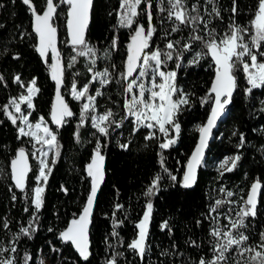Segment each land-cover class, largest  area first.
I'll return each instance as SVG.
<instances>
[{"label":"trees","instance_id":"1","mask_svg":"<svg viewBox=\"0 0 264 264\" xmlns=\"http://www.w3.org/2000/svg\"><path fill=\"white\" fill-rule=\"evenodd\" d=\"M54 1L58 6L54 24L59 31L63 61L71 58L65 68L63 95L72 115L65 117L60 125L52 121L55 90L50 74L52 58L51 55L43 58L36 50L33 14L23 0H0V77H3L0 80V248L13 240V247L17 249L12 252L14 264H25V255L29 257L27 264H39L41 253L50 255V260L56 264H109L113 260L115 264H200L202 258L210 262L216 255L213 212H229L227 205L234 201V193L243 190L246 195L256 180L263 184L260 203L255 217H247L241 230L249 238L248 242L261 243L264 233V86H250L241 61L233 68L235 93L226 117L214 131L204 158L206 166L200 169L194 188L183 186L184 168L196 143L198 126L204 124L213 100L209 87L214 64L205 47L210 39L208 33L212 31L218 41L231 33L230 26L237 25L247 30L242 35L248 41L259 0H237L235 14L231 11L233 0H213L212 3L184 0L189 13L201 17L199 22L188 25H178L174 18L168 19L171 8L168 0H152L155 31L145 51L172 53V59L162 55L165 62L161 67L165 71L175 70V85L179 90L175 98L183 94L188 101L181 104L174 115L179 132L176 142L166 149L160 147L164 141L160 132L155 129V135L146 138L148 128L135 127L125 108L126 100L130 99L125 89L134 75L124 79L122 74L126 73L129 46L136 28L143 25L147 32V0H142L139 15L129 27L118 22L121 0H94L85 37L91 54H80L84 46L68 44L65 29L68 5L63 0ZM33 4L42 13L46 0H33ZM193 5L197 11H192ZM213 7L219 11V16L213 12ZM174 27H178V31L173 32ZM194 35L202 39L193 41ZM169 42H173V49L167 48ZM251 50L257 54V62L264 63V55H260L264 53V42ZM195 53L199 54L197 58ZM102 70L108 71L109 82L102 86L101 95H96L95 106L100 112L108 109L113 114L107 135L92 126L89 116L81 124V104L69 96L72 84L77 89L87 84V91L91 93L95 87L92 73ZM16 76H20V83L15 82ZM33 79L38 91L32 98L34 107L30 119L42 117L55 133L57 145V157L45 183L38 212L30 192L38 173L37 163L30 157L31 170L25 189L19 190L13 185L10 173L11 160L19 148H25L30 155L31 138L19 135L20 121L11 105L8 111L17 117L15 124L3 110L10 100L25 93ZM118 119L119 127L114 121ZM97 142L103 156L104 180L91 217L89 255L85 260L70 241L61 239L60 233L78 219L85 207L91 189L88 165ZM231 154L240 156L235 168L216 171L213 162ZM153 180H157V187L152 195H145ZM148 203L152 208L146 247L140 254L129 245L138 237L137 224L148 211ZM243 205L247 207L245 201ZM29 221H33L31 227L35 231L25 236L20 229L29 227ZM165 223L167 227L162 228ZM51 247H54L52 253Z\"/></svg>","mask_w":264,"mask_h":264},{"label":"snow or ice","instance_id":"2","mask_svg":"<svg viewBox=\"0 0 264 264\" xmlns=\"http://www.w3.org/2000/svg\"><path fill=\"white\" fill-rule=\"evenodd\" d=\"M70 8H69V31L71 35V43L73 46L81 45L84 48L91 52V48H87L85 38L83 35L84 28L87 24L88 12L91 6L92 0H64ZM171 8L168 10V19L172 20L173 18L178 22V25H188L199 22L201 17L199 15H191L189 13L188 8L186 7L184 0H168ZM209 3H212L213 0H208ZM25 5L29 6L30 11L32 12L35 20H34V30L39 37V46L37 51L41 56H45L47 51L51 49L53 55V75L52 78L57 82V88L59 89V85L62 82L60 77L57 75L58 69V57L59 53L55 48V33L56 29L52 27L50 21L52 20L54 14L57 10V5L54 3V0H46L45 8L40 14L37 10V6L33 4V0H23ZM142 0H121L120 6L124 9L123 14L120 17V23L122 26H131L134 22L133 18L138 16L139 13L137 11V6L141 5ZM147 16H148V29L147 34L145 35L144 26L140 25L136 28L135 35L133 36V45H130L129 56L126 61V73L122 74L124 79H128V77L132 76L133 72L137 70L136 61L143 60V64L139 66V76L144 77L146 75L147 69L152 67L149 64V61H155V68L158 70L160 66L165 62V59H162V55L166 59H172V53L166 52L161 53L159 50L151 52V54L140 55L144 51V49L148 48V41L152 37L155 29L152 27V0H147ZM163 11V9H161ZM192 11H197L196 5L192 6ZM232 13L235 14L238 11L237 8V0H233V7L231 9ZM213 12L216 13L217 16L220 15L219 11L213 7ZM253 26L255 28V35L251 37V47L244 42V37L242 35L243 32H246V29H242L237 25H232L231 33L227 36L221 37L218 41L215 37H213V32L210 31L208 36L210 39L205 43V47L208 49V52L212 55L213 59L217 64V76L216 80L213 83V87L211 89L212 92L215 93V106L212 109L211 115L208 119V122L205 126L200 128L201 140L200 144L197 146L196 150L193 153V156L187 166L188 170L184 176V187H190L191 184L195 182V166L200 164L201 157L203 154V148L206 144V140L208 135L211 132L212 127L214 126L216 120L222 112L224 111V106L229 103L228 98L222 99V97H231L232 90L235 87V76L233 75V68L237 62L242 61V58L245 56L250 57L251 64L245 63L243 65L244 71L248 73V82L252 85V88H259L264 86V63H257V54L253 53L251 48H259L261 42H264V0H259V8L256 14V18L253 20ZM173 32L178 31V27H174L172 29ZM214 31V30H213ZM193 41L201 40L202 38L198 35H194L191 37ZM115 43V42H114ZM178 43V42H177ZM185 48H188L189 45H185ZM168 49H173V42H169L167 44ZM80 54H84L81 52ZM199 55V54H198ZM260 55H264V53H260ZM19 57H14V59H18ZM73 61L75 57L72 58ZM195 62V61H194ZM251 69H255V71H250ZM91 71V69H89ZM109 75L108 71L105 70L103 73H95L93 79L97 77H107ZM158 75L164 79V83L160 84L159 91H152L151 98H159L160 104L156 105L155 103H149L144 99L145 88L143 84H139L140 88V96L137 98L133 95L130 101L125 102V108L129 111L130 115L136 117L137 125L145 124L146 121H154L153 123H147L146 126L149 128H153L155 126H159V130L162 133H166L167 129L165 125H173L176 131H179V125L175 124L174 115L176 111L179 109L180 104H186L188 101L185 98H181L180 100H173V93L178 92L179 90L175 87L174 83H170L174 81L175 72L165 73L163 71H158ZM3 77H0L2 80ZM20 76L15 77V82L20 83ZM109 81L107 79H101L100 83L102 85L107 84ZM36 81L33 79L28 86V95L20 96L19 100L21 102H26L27 107L32 109V97L36 95L38 89L34 87ZM91 83V82H90ZM137 84V80L133 79L130 83H128L126 92L131 93L133 91V86ZM23 86V85H22ZM75 89V85H73ZM88 85H84L83 90L73 92V96L75 99H80L81 96H84L87 92ZM250 92L251 89H248ZM97 96L101 95L99 90L96 93ZM60 100V108L59 110L53 111L52 121L53 123L60 125L63 123L64 118L67 116H71L72 112L68 109L67 104ZM88 103H84L81 108V124L84 122L85 115L89 112L90 108L93 107L95 97L88 96ZM9 105L15 106V111L20 112V106L16 102L15 99L10 100L8 105L3 106V110L5 115L12 120L13 124L16 123L17 117L13 116L11 112L8 111ZM141 105L142 107L137 110V106ZM149 113H151L149 115ZM112 112L109 110L104 115L100 116H92L93 127L98 129L99 133L102 135H107L108 129L105 126H101L102 122L109 121V118L112 116ZM21 123H26L28 121V116L21 115L19 117ZM43 118H41L42 122ZM41 122H38L34 127L36 129L41 128ZM111 122V121H109ZM117 127L120 125L117 124ZM29 131L25 132L23 127L19 128V132L21 135H31L36 136V132L31 131L32 125H28ZM43 132L45 136L38 137L39 140L43 141V143L47 144L50 148L53 147L56 143V135L51 132L47 127L43 128ZM50 137V138H46ZM151 138V137H146ZM241 145L244 142L243 134L240 136ZM175 143L174 140H169L166 143H162L160 145L161 148H168L171 144ZM122 148H127V145H121ZM100 144L97 142V149L95 150L94 160L92 164L88 165V175L92 177V187L91 192L88 197V201L86 206L83 209V213L79 217V220H73L69 228L60 233L61 239L64 241H71V243L76 247L77 251L80 253L81 257L85 260L88 258V249L86 243V227H87V219L91 212V208L98 190V186L100 181L103 178L100 167L96 165V161H102L103 157L99 155ZM42 155H47L46 153H42ZM24 159V150L20 149L18 151V159L13 160V175L12 179L15 182V186L17 188L23 189L25 186V176L27 172V166L23 163ZM240 160L239 155H235L233 157L225 158V160L221 163V167L225 168L226 165L231 164L230 167H226V171H232L237 162ZM18 162L20 164L17 167ZM55 163V160L52 161ZM96 165L95 171H93V167ZM47 172H50L51 169L48 168L47 164L43 159L40 160V171L39 175L36 177L37 181L40 182L43 180L47 181ZM223 174V173H221ZM175 180V177H173ZM158 180V178H157ZM157 180H153L152 187L148 189L145 195H152L153 189L157 187ZM259 182H254L251 186V190L248 193V198L245 201L246 205L250 207L241 208L240 212L237 213L238 219L231 222L230 229H235L233 232L231 230L222 232L219 227L215 228L212 232L213 236H223L226 239V242H219L216 245L214 251L218 253L215 255V258L212 261H206L205 259H201L200 264H220V261H227V257L225 253L229 252L230 249L235 246L236 249L239 250V254L243 255L245 253L254 252V255L249 256V264H264V233L261 234V244L258 245V248L261 250H257L254 248H244L243 244L249 239L247 236L240 231V229L245 227V219L249 216L254 217L256 215V194L259 190ZM34 196L32 198V204L35 206L37 212L42 207V193L44 192V188L37 186L34 188ZM229 196L232 195L231 192L228 193ZM15 199V197H13ZM220 201H217L219 204ZM119 207V205L117 206ZM148 211H145L143 219L137 224V228L139 229L138 238L134 240L129 247L137 250L140 254H143L145 251V239L147 236V224L150 218V210L152 208V204L148 203L147 205ZM27 211V209H26ZM34 217L38 219V217ZM33 221H29V227H21L20 232L27 236L30 235L32 231H35L34 227H31ZM4 227L7 228V223H4ZM167 224L162 225V228H166ZM51 230V229H50ZM115 234V233H114ZM18 239V237H17ZM9 251V249L0 248V264H14V258L8 257L3 258V254ZM11 252L15 253L17 249L12 247L10 249ZM29 257L25 255V264H27ZM109 264H115V260L109 261Z\"/></svg>","mask_w":264,"mask_h":264},{"label":"rangeland","instance_id":"3","mask_svg":"<svg viewBox=\"0 0 264 264\" xmlns=\"http://www.w3.org/2000/svg\"><path fill=\"white\" fill-rule=\"evenodd\" d=\"M138 6H137V11H138ZM123 12H124V9H122L121 6H120V9H119L118 15H117L118 16V22H119L120 25H121V23H120V17H121V14H123ZM135 18L136 17L133 18L134 21H135ZM124 27H129V26H124ZM144 34L146 35L147 32L145 31ZM253 35H255V28H254V26H253V33L249 37L248 41H245L244 40V42L246 44H248L249 47H251V37ZM132 41H133V39H132ZM132 45H133V43H132ZM87 48H89V47L87 46ZM153 51H155V50H153ZM153 51H147V50L145 51V49H144V51L142 53H140V55L143 56L144 54H151V52H153ZM82 52L83 53H86V54H88V53L91 54L92 51L91 52H88L84 48L82 50ZM194 57L197 58L198 57V54L195 53ZM70 60H71V58L65 60V62L63 61L65 68L69 65ZM241 62H242V68H243V65L245 63L251 64L250 57H248V56L243 57ZM142 64H143V60L141 59V60H139V66L142 65ZM149 64L152 65V67H150V68L147 69L146 75L144 77H140L139 76V67H138V70L136 71V73L134 74V78L133 79H136L137 80V84L133 86V91L131 93L128 92L129 93V98H130L129 101L132 99L133 95H135L137 98H139V96H140V88L138 87V85L139 84H143L144 85V88H145L144 99L147 102H149V103H155L156 105H159L160 104V100H159L158 97L157 98H154V99L151 98V92L152 91H157L158 92L160 90L158 86L160 84L164 83V79L161 78L158 75V71H163L165 73H169V72H175V70L165 71L164 69H162L161 66L157 70L155 68V61H149ZM243 70H244V68H243ZM250 71H255V69H251L250 68ZM98 72L99 73H103L104 70L98 71ZM244 73H245V76L247 77V80H248V73H246L245 71H244ZM94 75H95V73H92V80L94 81L95 87L93 88V90H92L91 93H88V91H87L84 96H81L80 97V99H75L74 96H73L74 90L78 92V91L83 90V88L82 89H77V88L74 89L73 88V85L74 84H72L71 87H70V89H69V96H71L73 99L79 101L80 104H81V108H82V105L84 103H88V99H87L88 96H93V97L96 98L97 90H99V92L101 93V88H102L103 85L100 83V80L101 79H107L108 80V76L107 77H97L96 79H93ZM131 81H129L128 83H130ZM30 83H31V81H30ZM30 83L28 84V86L30 85ZM170 83H174V85H175V78H174V81H171ZM28 86L25 89V93L22 94V95H20V96H27L28 95ZM250 86H252V85L250 84ZM34 87L37 89V87L35 85H34ZM175 87H176V85H175ZM65 91L66 90H64V92ZM175 94L176 93H173V95H172V99L173 100H180L181 98H185L186 99L185 95H183V94L180 95L179 98H175ZM20 96H18L16 98H13V99H15L16 102L19 104L21 111L19 113L16 112L15 111V106H13V105H11V109H12V112L15 113V115L18 118L21 115L28 116V121L26 123H21V120L19 119V121H20V127H23L25 129V132H28L30 130L29 127H28L29 124L33 126L31 128V131L36 132V136L35 137L34 136H31V135H24V136H28V137L31 138L32 147L30 148V157L33 159L34 162L37 163V166H38L37 176H38L39 175V171H40V160L43 159L45 161V163L47 164L48 168L51 169L52 168V165H53V162L52 161L55 160L56 157H57V145H56V143H55V145L53 147L50 148L47 144L43 143V141L39 140L38 137L45 136V133L43 132V128H45V127H47L49 130H51V132L53 134H55V133L53 132V130L50 128L49 124L44 119L41 122V118L42 117H38L36 120H31L30 119V115H31V110L32 109H29L27 107V103L26 102H21L19 100V97ZM140 107H142V106L141 105H138L137 106V110H139ZM108 111H109L108 109H104L101 112L98 111L97 108H96V106H95V101H94L93 107L90 108L89 112L85 115L84 118H86V117L89 116L90 117V120H91V123L93 125L92 116H97L98 117L100 115H104ZM128 114H130L129 111H128ZM150 114L151 113H149V115ZM130 116L132 117L133 124H134L135 127H147L146 126L147 123H153V124H155L154 121H146L145 124L137 125V123H136V117H134L132 115H130ZM109 121H110V118H109ZM109 121L102 122L101 123V126H105V127L108 128L109 125L111 124V122H109ZM114 121H115V124L116 125L117 124L121 125V122L119 121V119H118V121H116V120H114ZM38 122H41V128L40 129H36L34 127ZM147 128H148V137H153L155 135V129H157L160 132L158 125L155 126V127H153V128H149V127H147ZM165 128L167 129V132L166 133L160 132V134L164 138L163 143H166L169 140H174L176 142L177 134H178L179 131L177 132L176 129H175V127L173 125H165ZM198 129H200V126H198ZM19 135H21L20 132H19ZM46 138H50V137H46ZM42 153H46L47 155H42ZM99 155L102 156L100 153H99ZM235 155H237V154L226 155L223 158L214 161L213 162L214 169L216 171H218V172H225L226 171L225 168L226 167H230L231 164L229 162V164L226 165L225 168H222L221 167V163L225 160V158L233 157ZM93 160H94V155L92 157V161H91L90 164L93 163ZM203 162L204 163H203L202 166H206L207 161L204 160ZM102 164H103V160L102 161H99V160L96 161V165H98L100 168H102ZM96 165H94L93 171L95 170ZM45 171H46V174H47V177H48L49 172H47V169ZM36 177H35V185L30 187V192H31L32 198L34 196V191H33L34 188L37 187V186H40V187H43L44 188L45 183H46L43 180H41L40 182H38L37 179H36ZM247 193H248V191L246 192V195H245V192L243 190H239L238 192H235L234 193V201L231 203V205H227V207L229 209V212L221 211V210H216V211L213 212L214 223H215V227L213 228V230L215 228L219 227L222 232L228 231V230H231L233 232L236 231L235 229H230L231 222L238 219L237 213L240 212L241 208H247V207H249V205H247V207H245L243 205V201H246ZM240 231L243 232L241 229H240ZM243 234H244V232H243ZM215 241H216V245H217V243H219V242H226V239L223 236H220V237L215 236ZM260 244L261 243H250L247 240L243 244V247L244 248H254L255 247L257 250H261V249L258 248V245H260ZM12 247H13V240L10 239L9 242L7 244L3 245V247H2L4 249H9V251H7V252H5L3 254V258L12 257V252L10 251V249ZM53 250H54V247H51V253L53 252ZM217 254L218 253H216V255ZM254 254H255L254 252H250V253H245L243 255H240L239 254V250L236 249L235 246H233V248L230 249L229 252L225 253V256L227 257V261L226 262L225 261H220V264H249V262H248L249 261V256L250 255H254ZM214 258H215V256L212 258V260ZM38 262H39V264H56V263H54V262H52L50 260V255H48V257H47L43 253H41L39 255Z\"/></svg>","mask_w":264,"mask_h":264},{"label":"water","instance_id":"4","mask_svg":"<svg viewBox=\"0 0 264 264\" xmlns=\"http://www.w3.org/2000/svg\"><path fill=\"white\" fill-rule=\"evenodd\" d=\"M63 1H64V0H63ZM54 3H55V1H54ZM65 3H66V2H65ZM93 3H94V0H92L91 6H90V8H89L87 24H86V26H85V28H84V32H83L84 38L86 37L87 31H88V25H89V22H90V15H91V11H92V7H93ZM66 4H67V3H66ZM45 5H46V4H45ZM67 5H68V4H67ZM44 8H45V6H44ZM69 8H70V6L68 5L67 12H66L65 29H66V35H67V39H68V44L71 45V46H73V44L71 43V35H70L69 25H68V20H69L68 13H69ZM57 9H58V6H57ZM43 10H44V9H43ZM56 13H57V10H56ZM56 13L54 14V16H53L52 20L50 21V23L52 24V27H54V28L56 29V33H55V48H56V51L59 53V57H58V61H57V63H58L57 75L60 77V79H61L62 82L60 83V85H59V89H58V88H57V82H56V80H54V79L52 78L53 81H54V84H55L54 98H53V102H52V115H53V111H54V109L58 111L59 108H60V100L58 99V92H59V98L62 99L63 102H64L65 104H67L68 109L70 110L69 105H68V102L66 101V99H65V97H64V95H63V89H64V76H65V66H64V63H63V53H62V51H61V49H60V40H59V31H58V27L54 24V19H55ZM40 14H42V13H40ZM34 20H35V18H34V16L32 15V30H33V33H34V35H35V37H36V50H37V48H38V46H39V37H38L37 33H36L35 30H34ZM132 43H133V41L131 42V45H132ZM76 46H78V45H76ZM37 52H38V51H37ZM38 53H39V52H38ZM208 54H209V57L211 58V60H212V62H213V64H214V74H213V78H212V80H211V84H210V87H209V94L213 96V100H212V104H211V108H210V111H209V113H208V116H207V118H206V120H205V122H204V124H203L202 126H205V125L207 124L208 119H209V117H210V115H211L212 109H213V107L215 106V93L212 92L211 89H212V87H213V83L215 82V80H216V76H217V64H216L215 60L213 59L212 55H211L209 52H208ZM39 55H40V53H39ZM47 55H51V58H52V63H51V66H50V74H51V77H52V75H53V67H52V65H53V55H52V51H51V49H49V50L47 51V53H46L45 56H41V55H40V56L43 57V58H45ZM136 64H137V70H138V67H139V61H136ZM137 70H136V71H137ZM136 71L133 72L132 75H134V74L136 73ZM233 75H234V74H233ZM235 88H236V78H235V87H234V89L232 90L231 97H222V99H224V98H228V99H229V103H228L227 105L224 106V111L222 112V114L220 115V117L217 118V120H216L214 126H213L212 129H211L210 134H209L208 137H207L206 144H205V146H204V148H203V154H202V157H201V162H200V164H198V165L195 166V176H196L195 182H194L193 184H191L190 187H185V188H187V189H192V188H194L195 185H196V183H197L198 176H199V171H200V169L202 168L203 161H204V158H205V156H206L207 150H208V148H209L210 142H211V140L213 139L214 131L216 130V128H217L218 124L220 123V121L223 120V119L226 117V115H227V113H228V111H229V108H230L231 103H232V97H233V95H234V93H235ZM64 119H65V118H64ZM202 126H201V127H202ZM201 127H200V128H201ZM200 140H201V133H200V129H199V130H198V136H197L196 143H195V145H194V147H193V149H192V151H191V153H190V155H189V157H188L187 163H186L185 168H184V173H183V184H184V176H185V173H186L187 170H188L187 166H188V164H189V162H190V160H191V158H192V156H193L194 151L196 150L197 146L200 144ZM20 149H23V150H24V159H23V163L27 166V172H26V176H25V186H24V188H23V189H25L26 186H27V181H28V177H29L30 170H31V160H30V155L28 154V152H27V150H26L25 148H19V149L16 151V154H15V156L12 158L11 163H10V173H11V180H12V183H13V185L15 186V182H14L13 179H12V175H13V166H12V162H13V160H17V159H18V151H19ZM19 166H20V164H19V162H18L17 167H19ZM100 170H101V172H102L103 178H102V180H101L100 183H99L98 190H99V188L101 187V185H102V183H103V180H104V171H103V168H100ZM94 171H95V170H94ZM254 182H259V185H260L259 190H258V192H257V194H256V202H257V203H256V209H257V207L259 206V203H260V197H261V193H262L263 184H262V182H260V181H258V180L254 181ZM254 182H253V183H254ZM253 183H252V184H253ZM252 184H251L250 187H249L248 193H249V191L251 190V186H252ZM15 187H16V186H15ZM91 187H92V177H91ZM16 188H17V187H16ZM17 189L22 190V189H20V188H17ZM98 190H97V193H96V196H95V199H94V202H93L92 208H91V212H90V214H89V216H88V219H87V227H86V243H87V249H88L89 234H90V229H91V217H92V214H93V212H94L95 201H96V197H97V194H98ZM90 192H91V189H90ZM248 193H247L246 200H247V198H248ZM89 194H90V193H89ZM88 197H89V196H88ZM87 201H88V199H87ZM86 204H87V202H86ZM86 204H85V206H86ZM249 207H250V206H249ZM82 213H83V211L81 212V214H82ZM81 214H80V216H81ZM80 216H79V217H80ZM79 217H78V219H76V220H79ZM254 217H255V216H254ZM71 222H72V221H71ZM71 222L65 227V229L63 230V232L66 231V230L69 228V226L71 225ZM70 242H71V241H70ZM73 246H74V245H73ZM74 248L76 249L75 246H74ZM76 250H77V249H76Z\"/></svg>","mask_w":264,"mask_h":264}]
</instances>
